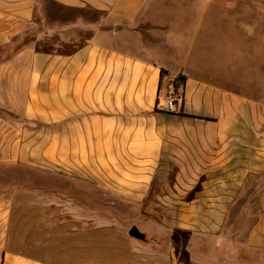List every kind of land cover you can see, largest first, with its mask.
Here are the masks:
<instances>
[{
  "label": "crops",
  "instance_id": "obj_1",
  "mask_svg": "<svg viewBox=\"0 0 264 264\" xmlns=\"http://www.w3.org/2000/svg\"><path fill=\"white\" fill-rule=\"evenodd\" d=\"M214 9L215 0H0V167L94 177L143 205L151 240L168 250L143 259L132 240L123 247L120 228L85 205L95 196L65 208L71 225L59 236L56 211L25 205L47 197L17 195L0 197V264H248L251 254L264 264V82L244 93L231 57L211 52ZM244 25L250 40L258 29ZM51 39L58 45L42 50ZM169 93L174 113L163 107ZM35 217L47 232L25 243ZM239 217L252 224L238 242ZM184 237L190 261L177 248Z\"/></svg>",
  "mask_w": 264,
  "mask_h": 264
},
{
  "label": "rangeland",
  "instance_id": "obj_2",
  "mask_svg": "<svg viewBox=\"0 0 264 264\" xmlns=\"http://www.w3.org/2000/svg\"><path fill=\"white\" fill-rule=\"evenodd\" d=\"M228 7H224V5ZM211 20L213 23L210 25V36L212 38L213 46L211 52L216 54H225L230 59V77L239 86L241 91L251 96L259 94V88L264 82V24L262 27H256V20H264V0H215V9L213 11ZM96 15L88 12V20H94ZM235 19V20H234ZM247 22L252 25L253 32L249 36L250 40L246 38V31L248 28L244 27ZM243 27V28H242ZM253 34V35H252ZM227 35H231L230 40H225ZM249 35V34H248ZM83 36V35H82ZM31 39L26 38L21 42V45L27 44ZM81 42L75 43H62L67 47L74 49L83 43V37L79 39ZM60 44V45H62ZM42 50L50 49L52 45H58L54 39L45 40L41 44ZM258 46V47H257ZM59 50L65 51L59 47ZM218 63V62H217ZM220 64V62H219ZM222 66V65H221ZM253 87V88H252ZM2 114V113H0ZM102 182V180H101ZM103 183V182H102ZM114 191L104 184H99L94 177L86 176L78 170L73 172L64 171L63 168L55 169V171H37L21 167L18 164L9 165L7 169L0 167V197L8 198L12 201L15 200L17 195H36L47 197L55 205L51 208L50 203L41 202L32 207L31 203L25 205L30 206L28 210L40 212L43 210L56 211L57 221H61L60 226L56 227L57 234L63 235L66 229L70 227V223L64 222L65 208L79 206L80 196H95L98 198L97 203L87 202L90 209H101L105 212L103 219L105 224L118 226L120 228L119 236L127 240H120V244L124 247L128 242H134L142 252L139 256L143 259H149L150 255L156 256L161 253L168 252L165 248L157 245L154 239L151 240L153 235L152 227L150 226L149 218H142L141 212L145 210L141 204L128 203L126 201H119L116 199ZM71 198V199H70ZM13 204V203H12ZM97 207V208H96ZM36 217L37 214L35 215ZM28 220L29 235H25V243L32 241H42L44 234L47 232L42 220L39 218ZM35 222L34 226H29ZM252 224L251 220L239 217L232 220L231 231H238V234L232 236V241H242L244 238L243 232ZM132 227H137L141 233L146 235V240L131 239L129 231ZM25 227V231H26ZM111 238V236H105ZM183 242L177 245V248L183 249L182 256L184 261H190L189 253L186 251L188 246L187 239L184 237ZM168 246L172 244L170 238ZM127 244V245H126ZM25 246V245H24ZM163 246V245H162ZM171 247V246H170ZM182 247V248H181ZM64 251L63 237H57L56 253L62 256ZM129 254V248L124 251ZM128 252V253H127ZM25 253H42L40 251H25ZM46 253V252H45ZM169 254V253H168ZM124 256H127L123 254ZM207 255V253H206ZM170 256V254H169ZM259 256L251 254L247 256L248 264H256V259Z\"/></svg>",
  "mask_w": 264,
  "mask_h": 264
},
{
  "label": "trees",
  "instance_id": "obj_3",
  "mask_svg": "<svg viewBox=\"0 0 264 264\" xmlns=\"http://www.w3.org/2000/svg\"><path fill=\"white\" fill-rule=\"evenodd\" d=\"M60 47L63 48V49L65 50V51H61V50H60V52L65 53V54H71V53H73V52L76 50V48H77V47H76V48H74V49H71V48L67 47V46L64 45V44H62ZM49 50H51V48L48 49V50L45 49V51H49ZM166 75H167V71L162 70V71H161L160 87H162V79H163ZM177 80H178V81H181V82H185V81H186V77H185V76H182V75H179L178 78H177ZM175 87H176V82H175ZM200 189H201V186H200V185L196 186L195 189L193 190V192L188 196V201H190V200L194 197V193L200 191Z\"/></svg>",
  "mask_w": 264,
  "mask_h": 264
},
{
  "label": "built area",
  "instance_id": "obj_4",
  "mask_svg": "<svg viewBox=\"0 0 264 264\" xmlns=\"http://www.w3.org/2000/svg\"><path fill=\"white\" fill-rule=\"evenodd\" d=\"M163 101H164V109L167 111V112H171V113H174L178 110L177 108V98L174 94H166L164 97H163Z\"/></svg>",
  "mask_w": 264,
  "mask_h": 264
},
{
  "label": "water",
  "instance_id": "obj_5",
  "mask_svg": "<svg viewBox=\"0 0 264 264\" xmlns=\"http://www.w3.org/2000/svg\"><path fill=\"white\" fill-rule=\"evenodd\" d=\"M129 235L135 239H139L142 241L146 240V235L144 233H141L137 227H132L129 231Z\"/></svg>",
  "mask_w": 264,
  "mask_h": 264
}]
</instances>
